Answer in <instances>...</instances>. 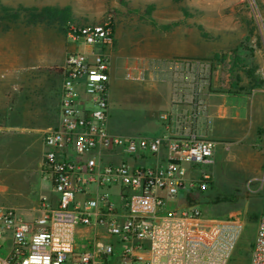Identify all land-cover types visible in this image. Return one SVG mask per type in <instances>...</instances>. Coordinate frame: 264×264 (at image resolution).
Instances as JSON below:
<instances>
[{
    "label": "built area",
    "instance_id": "obj_1",
    "mask_svg": "<svg viewBox=\"0 0 264 264\" xmlns=\"http://www.w3.org/2000/svg\"><path fill=\"white\" fill-rule=\"evenodd\" d=\"M65 35L84 50L65 57L59 121L42 136L40 172L57 199H43L30 222L0 211V240L11 236L0 264H226L241 221L205 220L193 202L211 182L202 167L211 165L215 143L198 136L197 126L208 117L203 88L214 61H196L191 80L175 79L171 110L160 116L165 133L112 135L110 60L102 49L114 43L113 15L69 24ZM248 264H264V205Z\"/></svg>",
    "mask_w": 264,
    "mask_h": 264
},
{
    "label": "crops",
    "instance_id": "obj_2",
    "mask_svg": "<svg viewBox=\"0 0 264 264\" xmlns=\"http://www.w3.org/2000/svg\"><path fill=\"white\" fill-rule=\"evenodd\" d=\"M151 18L155 25L135 24L133 20L119 18L124 24L121 23L120 28L114 27L113 46L106 52L102 49L110 60L108 104L109 98L114 97L113 80L123 73L130 80L149 84L145 87L149 91V113L144 127L147 134L138 137L165 133L160 116L171 110L173 82L177 78L191 80L199 70L195 62L209 60L201 53L199 24H185L169 16L164 18L154 14ZM171 25L169 29L164 28ZM123 37L128 47H140L141 52L130 56L123 54ZM69 42L55 24L38 23L14 31H0V211L13 209L29 222L41 215L43 199L52 204L57 199L53 190L52 195L42 190L43 183L51 186L40 172L44 152L42 136L59 121L61 68L67 53L77 47ZM219 52L213 46L207 52L213 54L214 61L203 88L208 117L199 120L197 134L215 143L209 166L216 163V148L223 144V160L234 161L235 165L245 168H261L264 160V79L255 73L257 80H262L261 86L247 91L245 88L251 79L237 70L240 81L233 88L235 81L231 80L234 74L230 73V56L224 60L214 59L215 55L221 54ZM221 68L227 79L220 83ZM107 128L110 134L118 135L117 128L110 127L108 121ZM216 131L221 133L218 136H224L223 140L208 138L209 132L214 138ZM129 136L137 135L124 137ZM232 147L235 151L228 158L227 153L232 152ZM118 160L117 157L106 161ZM212 172L209 170L210 174ZM182 200L180 197L177 204L182 205ZM0 244L1 257L6 259L11 248L8 232H3Z\"/></svg>",
    "mask_w": 264,
    "mask_h": 264
},
{
    "label": "rangeland",
    "instance_id": "obj_3",
    "mask_svg": "<svg viewBox=\"0 0 264 264\" xmlns=\"http://www.w3.org/2000/svg\"><path fill=\"white\" fill-rule=\"evenodd\" d=\"M45 6L68 8L72 24L77 25L101 22L110 14L113 15L114 27L118 25L119 28L124 24L121 21L127 19L133 20L135 24L147 25L153 14L164 18L169 16L185 24H199L202 30L201 53L207 55L204 57L213 59V54H207L209 47L213 46L220 51V55H229L230 58L232 55L239 56L244 65L264 79V0H0V17L5 18L0 20V31H14L27 25L23 12L19 11L20 7ZM1 7L9 11H1ZM16 11L18 19L8 20ZM202 33L206 38H203ZM75 46L76 51L84 50L82 45ZM122 46L121 52L128 56L141 52L140 47H128L125 40ZM107 50L105 48L104 52ZM222 70L219 69L218 74L220 83L227 79ZM237 76L238 72L231 75V80ZM248 83L245 88L247 91L254 84L253 81ZM113 84L114 97L109 98L108 104L110 127H116L118 135L145 136V120L149 113V91L145 87L149 84L137 79L130 80L124 73L116 77ZM228 102H231L230 99ZM219 134L216 131L213 138L212 132H209L207 136L221 141L224 136ZM234 151L232 147L227 157L231 158ZM223 159L224 147L220 144L216 148V163L202 167L208 172L213 171L212 180L205 191L195 195L193 202H197L205 220H224L232 214L241 221L239 237L226 264H248L257 219L264 205V160L261 168L255 169L237 166L234 161ZM42 190L52 195L49 184L43 183ZM7 262L14 264L11 259Z\"/></svg>",
    "mask_w": 264,
    "mask_h": 264
},
{
    "label": "trees",
    "instance_id": "obj_4",
    "mask_svg": "<svg viewBox=\"0 0 264 264\" xmlns=\"http://www.w3.org/2000/svg\"><path fill=\"white\" fill-rule=\"evenodd\" d=\"M1 11L8 12L9 10L5 7H1ZM19 11H22L25 18V23L27 25H34L38 23H46V24H56L60 27V30L65 33V27L69 24H72V17L71 13L68 8L60 9L57 7H50L45 6L41 8L37 7H31V8H23L20 7ZM18 12L11 14L9 16L10 21H16L18 19ZM4 18V17H3ZM0 17V20L3 19ZM5 19V18H4ZM151 25H155V21L153 19L150 20ZM171 26L164 27L165 29L171 28ZM114 29V25H113ZM199 30L202 32L201 28ZM203 38H206L205 35L202 33ZM233 56V57H232ZM231 56V68L230 73L236 74L237 70L242 71L245 73L247 78L251 79L253 81V85L248 89L251 90L252 88L261 86V82H259L255 76V71L253 69H250L246 65H244L243 60L236 55ZM226 59L227 56L225 55H215L214 59ZM234 79V78H233ZM232 87L236 88L237 83L240 81V78L237 76V78L234 80Z\"/></svg>",
    "mask_w": 264,
    "mask_h": 264
}]
</instances>
